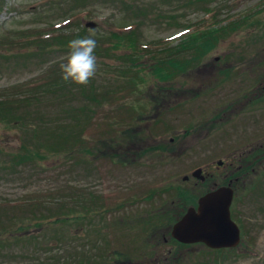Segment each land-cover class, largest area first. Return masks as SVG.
<instances>
[{
  "label": "rangeland",
  "instance_id": "374dc122",
  "mask_svg": "<svg viewBox=\"0 0 264 264\" xmlns=\"http://www.w3.org/2000/svg\"><path fill=\"white\" fill-rule=\"evenodd\" d=\"M212 8L241 26L205 54L174 55L171 73L174 63L199 59L171 78L154 73L157 60L142 48L134 62L123 57L132 51L125 42L95 54L86 86L61 78L65 40L78 32L100 41L131 24L143 45L174 47L188 25L211 24ZM61 32L62 42L52 39ZM33 38L48 41L37 47ZM263 46L264 0H0V95L17 94L19 103L0 120V264H264V159L261 150L247 153L263 132L261 108L243 104L260 80ZM136 74L134 91L124 92ZM79 129L81 148L66 136ZM244 162L230 208L242 242L210 250L173 239L174 224ZM198 168L203 179L193 175ZM60 211L71 219L53 220ZM169 249L178 260L164 261Z\"/></svg>",
  "mask_w": 264,
  "mask_h": 264
},
{
  "label": "trees",
  "instance_id": "16d2710c",
  "mask_svg": "<svg viewBox=\"0 0 264 264\" xmlns=\"http://www.w3.org/2000/svg\"><path fill=\"white\" fill-rule=\"evenodd\" d=\"M193 2L197 3H203L204 0H193ZM206 12L208 13H212L215 12L213 14V18L214 20L211 22L210 25H206L203 26V28H201V26H198V24L194 25H188L186 28V32L184 34H182L181 36V40L178 42V44L174 45V47H170V46H164L165 43H169L165 42L164 40H159L158 42H154V43H148L147 45H143L142 43L138 42V37H137V32L135 28H137L135 25H131L128 24L130 26L124 25V29H118L113 31L112 33H110V35L108 36L107 39L105 40H98L97 41V48L95 51V54L102 56L103 53L105 54L106 52H110V49L114 48V45H123L124 42L127 44L128 47H130L132 49V51L130 53H124L123 57H131V60H133V62L135 61V59L138 58V55L136 53V49L140 50V48H142V50H146L147 52L145 53L146 57L151 58L152 60H157V63L155 64V71L154 73H157L156 75L159 76L162 81L165 79H168L167 77H173V75L177 72H179V70H181L182 68L185 67V65H189V61H196L199 59V54H205V52L209 51L210 48H212V44L211 41L216 39L219 36H223L224 34L228 33L229 31L235 30L238 27H240L241 25L238 24V22L240 21L239 19H235L233 21V19L231 20H219L216 19V15L218 13V11H216V9L212 8V9H208L206 10ZM171 19H175V17H170ZM219 27V28H218ZM39 33V32H37ZM35 33V34H37ZM36 35H32L29 36L27 38H32ZM65 36V34H61L57 33L55 36L52 37L53 40H58V42H62V38ZM76 38H81L84 37L81 35V32H78L75 35ZM26 39V37H25ZM34 42L33 44H35V46L37 45L40 46L41 44H44L45 41H48L45 38H41V39H36L33 38L32 39ZM29 41V40H28ZM65 41H70V39L65 40ZM217 40H215L214 42H216ZM27 41H25L26 43ZM20 46H23V43L19 44ZM25 46V44H24ZM164 46V48H167V50L169 51V53H166L164 51H162L161 47ZM102 47V48H101ZM172 49H174V51L172 52ZM197 51L199 54H193L191 57H189V61L186 64H179V63H174V67L175 69L172 71H170V69L168 67L169 64L172 62V60L174 61L175 58L174 55L176 54H180L183 53L184 51ZM142 56V55H141ZM121 57V56H120ZM171 57V58H169ZM122 58V57H121ZM165 61H168L167 64L165 65ZM179 69V70H178ZM138 79H140L139 74H136V76L132 77V82L131 84L127 85V87L124 89V92H129L131 93L132 91H134V87L133 85L135 83H138ZM55 82V83H54ZM131 82V81H130ZM56 83L57 81L54 79V81L52 80V82L49 80L47 86H54L56 87ZM40 84H38L37 86H39ZM36 86V87H37ZM46 86V87H47ZM38 89V88H37ZM131 91V92H130ZM14 95L17 94H2L0 95V120L1 119H6L9 120L10 116L14 113H16L18 110H12L17 109V107H19V103L18 101H15L14 99H12L14 97ZM116 95V94H114ZM133 110L134 109L133 107ZM125 130H130V128H126ZM83 130L79 129V130H74L72 132H69L66 136L67 139L69 141V139L71 140V143H76L77 148H81V144L79 145L78 143L85 141L84 140V133L82 132ZM72 134V135H70ZM67 141V142H68ZM136 141H134L135 143ZM133 142H131V144L134 145ZM79 145V146H78ZM136 145V144H135ZM41 152H48L49 155H54V154H59V153H72L71 148H46V147H41L40 148ZM129 150V147L128 149ZM126 152V151H125ZM125 152L123 153L124 157H126V155H128V153L125 154ZM129 152V151H127ZM70 197V196H69ZM73 198V197H72ZM37 201V200H36ZM38 202V201H37ZM70 209V208H68ZM66 212V211H65ZM63 211H60L57 214L52 215L55 219V221L57 222H62V221H68L69 219H71V216H69L68 213H65ZM78 218V217H77ZM34 221H38L37 223H39L40 218L37 217H33ZM43 220H47V218H44ZM48 220L50 221L51 219L48 218ZM56 223V222H54ZM53 224V223H52ZM18 229H22L19 228ZM22 232V231H21Z\"/></svg>",
  "mask_w": 264,
  "mask_h": 264
},
{
  "label": "water",
  "instance_id": "95a60500",
  "mask_svg": "<svg viewBox=\"0 0 264 264\" xmlns=\"http://www.w3.org/2000/svg\"><path fill=\"white\" fill-rule=\"evenodd\" d=\"M96 24L91 21L86 25L92 29ZM218 163L222 164V161ZM202 171L198 168L193 175L203 179ZM233 196L231 185L207 192L199 199L197 207H190L174 224L172 236L182 243H204L213 249L237 247L241 242V232L231 217Z\"/></svg>",
  "mask_w": 264,
  "mask_h": 264
},
{
  "label": "clouds",
  "instance_id": "9594fccd",
  "mask_svg": "<svg viewBox=\"0 0 264 264\" xmlns=\"http://www.w3.org/2000/svg\"><path fill=\"white\" fill-rule=\"evenodd\" d=\"M96 48L97 40L94 33L69 41L68 54L60 65L62 80L78 86L89 84L98 70Z\"/></svg>",
  "mask_w": 264,
  "mask_h": 264
},
{
  "label": "flooded vegetation",
  "instance_id": "af4514ba",
  "mask_svg": "<svg viewBox=\"0 0 264 264\" xmlns=\"http://www.w3.org/2000/svg\"><path fill=\"white\" fill-rule=\"evenodd\" d=\"M234 20H235V18H233V21ZM262 50H264V46H263V49ZM246 63L249 64L247 66L250 68L252 66V64H250V63H253V61L247 60ZM258 65H259V76H260V80L257 83L258 85L257 84L250 85V86H248L249 89L244 91L246 94H248V96H247L246 101L243 104H245L246 106H250L256 100H258V105L261 108L259 117L261 116L262 119L260 120L261 123H260L259 126H263V129H262L263 132L261 134H259V135H254V138L250 140L249 145L251 146V145L255 144V146H254V148L251 151L249 150L250 152H247V153H249V154L254 153V152L256 153L257 151H260L261 150V155L256 156V158H259L260 159V162H262V159H264V59L258 60ZM247 66H245L243 68V70H242V75L245 78H246V75H247L246 74ZM252 71H253V68H252ZM255 89H257V91H254ZM245 162H244V164H241V165H238V166H234L233 164H231L230 166L233 167V169H231L229 171V173H228L227 176H230V175L234 176L235 173L240 172L242 170V167H244L246 165ZM232 176L230 177V180L228 181V183L225 184V186L226 185H231V187L234 189V196H235V187H233V186H234L235 182L239 181V178L238 177H235V176L232 177ZM234 196H233V201H234V198H235ZM232 205H233V202H232ZM171 236H172V234H171ZM173 239H175V238H173ZM165 240H166V238H165ZM175 240L177 242H180L177 239H175ZM194 244H197V243H194ZM198 244H202L204 246V248H206V249L214 250L213 248L208 247L204 243H198ZM221 249H224V248H221ZM226 249H228V248H226ZM215 250H218V249H215ZM167 251L168 252H167V254H165L166 256L164 257V261H168V259H173V258L175 260H178L174 256L173 257H171V255L170 256H167L168 254H171V253L173 255V250L172 249H169Z\"/></svg>",
  "mask_w": 264,
  "mask_h": 264
}]
</instances>
